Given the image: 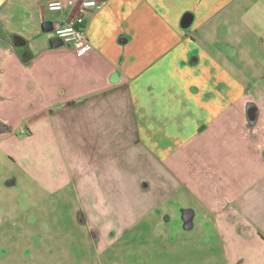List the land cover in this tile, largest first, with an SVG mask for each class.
<instances>
[{
	"label": "crops",
	"instance_id": "1",
	"mask_svg": "<svg viewBox=\"0 0 264 264\" xmlns=\"http://www.w3.org/2000/svg\"><path fill=\"white\" fill-rule=\"evenodd\" d=\"M47 1L0 0V194L54 197L59 225L73 201L133 264H264V0H99L82 53Z\"/></svg>",
	"mask_w": 264,
	"mask_h": 264
},
{
	"label": "rangeland",
	"instance_id": "2",
	"mask_svg": "<svg viewBox=\"0 0 264 264\" xmlns=\"http://www.w3.org/2000/svg\"><path fill=\"white\" fill-rule=\"evenodd\" d=\"M64 200L59 225V219H53L57 215L53 210L54 197H40L35 190L24 192L19 187L13 188L9 194H0V264H133L129 256L139 251L138 245L133 244V238L108 244L117 237L111 222L104 219L101 223L106 227L100 229L105 235L101 239L103 242L98 241L97 231L92 229L94 241L89 243L69 220L68 209L73 206V201ZM176 204L180 211L182 203ZM168 225L172 226L174 233L184 231L180 215L176 220L168 221ZM164 228H156L157 235L164 233ZM240 233L247 234V228L241 227ZM204 234L211 236L212 232L205 230ZM219 245L223 247V244ZM189 246L190 251L195 247ZM180 247L176 251H180ZM214 247L213 243L201 244L199 251L218 254L221 248ZM151 251L165 252L169 249L159 243Z\"/></svg>",
	"mask_w": 264,
	"mask_h": 264
},
{
	"label": "built area",
	"instance_id": "3",
	"mask_svg": "<svg viewBox=\"0 0 264 264\" xmlns=\"http://www.w3.org/2000/svg\"><path fill=\"white\" fill-rule=\"evenodd\" d=\"M99 0H49L46 9L49 13H62L66 7L75 10L73 17L59 23L52 29L55 39L72 46L77 53L87 51L90 47L86 26L87 16L98 6ZM24 132V130H21Z\"/></svg>",
	"mask_w": 264,
	"mask_h": 264
},
{
	"label": "water",
	"instance_id": "4",
	"mask_svg": "<svg viewBox=\"0 0 264 264\" xmlns=\"http://www.w3.org/2000/svg\"><path fill=\"white\" fill-rule=\"evenodd\" d=\"M190 216H191V215H189V217H188L185 213L183 214V218H184L185 226H190V225H189V223H190V219H191Z\"/></svg>",
	"mask_w": 264,
	"mask_h": 264
}]
</instances>
